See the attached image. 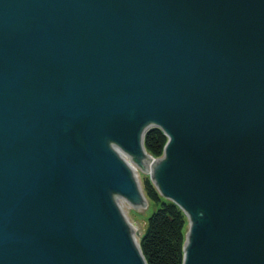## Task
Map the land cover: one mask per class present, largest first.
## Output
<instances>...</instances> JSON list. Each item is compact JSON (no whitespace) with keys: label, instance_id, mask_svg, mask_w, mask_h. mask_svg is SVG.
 Here are the masks:
<instances>
[{"label":"water","instance_id":"1","mask_svg":"<svg viewBox=\"0 0 264 264\" xmlns=\"http://www.w3.org/2000/svg\"><path fill=\"white\" fill-rule=\"evenodd\" d=\"M114 146L182 264H264V0H0V264H147Z\"/></svg>","mask_w":264,"mask_h":264},{"label":"trees","instance_id":"2","mask_svg":"<svg viewBox=\"0 0 264 264\" xmlns=\"http://www.w3.org/2000/svg\"><path fill=\"white\" fill-rule=\"evenodd\" d=\"M167 138L158 128L150 129L144 136V148L154 158H159ZM146 197L157 205L148 218L147 230L139 240L147 264H182L187 218L173 202L163 197L152 182L145 177Z\"/></svg>","mask_w":264,"mask_h":264},{"label":"rangeland","instance_id":"3","mask_svg":"<svg viewBox=\"0 0 264 264\" xmlns=\"http://www.w3.org/2000/svg\"><path fill=\"white\" fill-rule=\"evenodd\" d=\"M161 156L159 158H161ZM132 163L135 168V173H136V176L138 178V181L142 189V195H143L142 200L144 204L135 203V202L130 203L124 200L121 202V205L131 225V228L136 236V239L139 243V240L141 239L143 233L147 230L148 218L153 213V211L157 208V205H155V203L150 201L146 197L145 192H144V179L145 177H148V179L150 180L149 172L151 171V165L148 167L149 164H146L147 170H143V164H134V162ZM188 228H189V224L187 221L184 235H186Z\"/></svg>","mask_w":264,"mask_h":264},{"label":"bare ground","instance_id":"4","mask_svg":"<svg viewBox=\"0 0 264 264\" xmlns=\"http://www.w3.org/2000/svg\"><path fill=\"white\" fill-rule=\"evenodd\" d=\"M147 133V132H146ZM145 133V134H146ZM145 134H144V136H145ZM167 138V137H166ZM143 141H144V137H143ZM167 142V141H166ZM114 150H115V152H117L118 154H120L121 156H123V158H124V162L127 164V165H129L130 167H131V170H132V173H133V175H134V178H135V181H136V183H137V186H138V189H139V191H140V194H141V196H142V198H143V195H142V189H141V186H140V183H139V181H138V178H137V176H136V173H135V168H134V166H133V163H132V161H131V159H130V157L128 156V154L126 153V152H124L122 149H120L119 147H117V146H114ZM163 150H164V148H163ZM150 155V154H149ZM154 158V157H153ZM147 164H149L148 165V167L151 165V162L149 161ZM152 182V181H151ZM153 184V183H152ZM154 185V184H153ZM118 199H119V201H120V203L122 202V201H124V199L123 198H121V197H118ZM122 206V205H121Z\"/></svg>","mask_w":264,"mask_h":264}]
</instances>
